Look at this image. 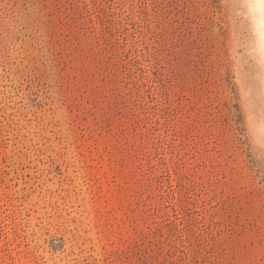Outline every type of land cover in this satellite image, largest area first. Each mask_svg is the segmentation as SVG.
Wrapping results in <instances>:
<instances>
[{
  "label": "rangeland",
  "instance_id": "obj_1",
  "mask_svg": "<svg viewBox=\"0 0 264 264\" xmlns=\"http://www.w3.org/2000/svg\"><path fill=\"white\" fill-rule=\"evenodd\" d=\"M0 264H264V0H0Z\"/></svg>",
  "mask_w": 264,
  "mask_h": 264
}]
</instances>
